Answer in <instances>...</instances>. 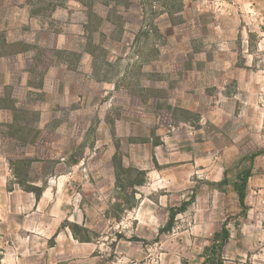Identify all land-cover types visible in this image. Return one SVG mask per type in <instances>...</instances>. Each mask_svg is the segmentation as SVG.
<instances>
[{
	"label": "rangeland",
	"instance_id": "374dc122",
	"mask_svg": "<svg viewBox=\"0 0 264 264\" xmlns=\"http://www.w3.org/2000/svg\"><path fill=\"white\" fill-rule=\"evenodd\" d=\"M0 59V121L16 123L0 134L21 141L0 162L20 182L71 173L86 242L60 241L63 264H202L224 224L225 264H264V0H0ZM60 65L79 73L73 114L56 82L39 91Z\"/></svg>",
	"mask_w": 264,
	"mask_h": 264
},
{
	"label": "crops",
	"instance_id": "0c3cea01",
	"mask_svg": "<svg viewBox=\"0 0 264 264\" xmlns=\"http://www.w3.org/2000/svg\"><path fill=\"white\" fill-rule=\"evenodd\" d=\"M0 60L2 64H9L11 59ZM61 72L70 75L67 76L66 79H63L60 77ZM14 74L15 72H10L8 68L2 75V84L4 88L6 86H12L14 89L16 88L18 79L14 77ZM18 74H21V72H18ZM28 74L29 72L25 73V82L22 83L25 89L28 88ZM87 74H90V71H88ZM74 75L79 77V73L70 69L68 66H57L51 69L50 74L48 73L46 75L45 81L42 83L41 88H39V91L41 90L50 96H57L54 92L47 90L48 82H56L58 87H63L60 95L65 100V105L68 107L64 111L69 112V114H73V110L71 109L73 103L70 99L72 95L71 90L75 86L74 83L78 84L77 80L72 79ZM81 77L83 81L85 77ZM106 86L107 90L115 88V84H106ZM32 89L31 87L29 88V90ZM14 98L13 96V99ZM3 111L8 112L9 110L0 109V113ZM0 122L5 124L3 126L8 127V129L16 126L13 119ZM68 123L69 121L57 122V124H61L62 126ZM49 124H51L50 121H42V123L39 124V128L45 129ZM47 132L48 131L45 130V133ZM4 142L19 144L21 141L17 137L0 134V144ZM40 144L41 154H45L39 158L41 159L40 163H50L55 157L48 155L49 143L41 141ZM166 144V141H162L159 145H155L153 138L144 143L146 148L149 147L150 153L155 151L154 155L159 166L162 164V158H160L159 152ZM3 153L0 147V156L6 157ZM70 155H72V152L64 153V155L56 157L61 161L57 166L63 164L66 167L67 165L63 162H65ZM33 158H35L34 154H27L26 156L21 155L18 157V159L24 160H31ZM7 159L9 160L8 157ZM33 164H35V162H33ZM30 174L32 175L31 171H29V175ZM48 174L49 172H46V175ZM69 175H71V173L64 172L62 174V181L56 184H51L50 182L45 185L42 179L20 182L16 179V173H14L13 169L10 167V162H7V164L0 162L1 264H48L49 259L50 264H63V256H68L67 254L72 256L75 254L73 253L72 247L68 248L67 251H63V249L59 247L60 241L64 242L65 240L68 243L70 241H77L72 233L71 227L72 225L80 226V224H83V218L69 214L70 211L65 206V203L71 202H68L69 199H73L70 195V186L67 183ZM11 176H13L14 179H11ZM12 180L15 181L13 182ZM52 239H54L56 245L49 246L48 242ZM46 244L47 246H44ZM54 255L56 256V261L50 258ZM40 259H42V261Z\"/></svg>",
	"mask_w": 264,
	"mask_h": 264
},
{
	"label": "trees",
	"instance_id": "16d2710c",
	"mask_svg": "<svg viewBox=\"0 0 264 264\" xmlns=\"http://www.w3.org/2000/svg\"><path fill=\"white\" fill-rule=\"evenodd\" d=\"M235 190L238 193L240 206L245 207L246 206L245 205V200H246L245 183H243L242 185L235 184ZM173 220H174V217L172 216L168 224L169 228L172 226ZM77 229H79V226L72 225L71 230H72V233L75 239L79 240L80 242H86V241H83L82 239H78ZM230 237L231 236L227 228V224H224L222 230L214 235L211 246L205 249L204 256H203L204 261L202 264H225L223 253H224V248L226 244L230 240Z\"/></svg>",
	"mask_w": 264,
	"mask_h": 264
}]
</instances>
